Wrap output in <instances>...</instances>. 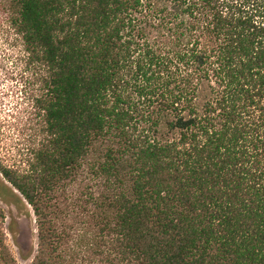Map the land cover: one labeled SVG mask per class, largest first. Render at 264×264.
I'll use <instances>...</instances> for the list:
<instances>
[{"label":"trees","instance_id":"trees-1","mask_svg":"<svg viewBox=\"0 0 264 264\" xmlns=\"http://www.w3.org/2000/svg\"><path fill=\"white\" fill-rule=\"evenodd\" d=\"M9 5L46 70V137L24 170L0 165L35 217L30 264H73L54 197L99 142L103 264H264V0Z\"/></svg>","mask_w":264,"mask_h":264},{"label":"rangeland","instance_id":"rangeland-1","mask_svg":"<svg viewBox=\"0 0 264 264\" xmlns=\"http://www.w3.org/2000/svg\"><path fill=\"white\" fill-rule=\"evenodd\" d=\"M10 1L0 0V165L24 170L31 150L46 137L42 117L34 106L35 99L45 93L46 70L29 60L21 34L11 25ZM104 148V143L93 144L73 177L56 189L58 225L66 232L63 253L73 264H103L92 255L91 245L98 198L109 194L108 185L95 170ZM2 184L0 175V212L4 215L0 221V264L6 258L15 264H30L37 244L35 217L28 206L6 195Z\"/></svg>","mask_w":264,"mask_h":264}]
</instances>
